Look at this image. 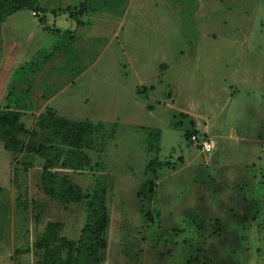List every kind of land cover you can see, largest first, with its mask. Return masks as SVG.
I'll list each match as a JSON object with an SVG mask.
<instances>
[{
  "label": "rangeland",
  "instance_id": "obj_1",
  "mask_svg": "<svg viewBox=\"0 0 264 264\" xmlns=\"http://www.w3.org/2000/svg\"><path fill=\"white\" fill-rule=\"evenodd\" d=\"M37 3V16L0 24V108L18 109L29 132L18 152L0 141V264H39L49 221L76 241L98 184L96 264H264V0ZM47 107L105 125L84 149L89 165L54 168L80 201L42 189L34 148L48 145L37 123ZM191 128L211 139L209 154L184 137Z\"/></svg>",
  "mask_w": 264,
  "mask_h": 264
},
{
  "label": "trees",
  "instance_id": "obj_2",
  "mask_svg": "<svg viewBox=\"0 0 264 264\" xmlns=\"http://www.w3.org/2000/svg\"><path fill=\"white\" fill-rule=\"evenodd\" d=\"M22 9H29L35 16L43 10L37 0H0V24L9 15ZM38 17L41 22L42 16ZM27 94L28 90L22 95ZM20 117L21 113L18 109L9 106L0 108V141L8 151H21L24 138L29 134L21 125ZM37 123L40 132L45 134L44 140L48 142L47 146L34 148L45 158L41 174L43 191L62 203L80 201L83 197L82 188L67 177L60 178L54 168L75 169L89 165L90 157L84 149L95 147L99 138L103 136L101 132L105 129V125L102 122L94 124L89 120L66 119L49 107L38 115ZM30 134L35 136L36 131L32 130ZM192 135H196L198 139L206 137V134H200L193 128L184 132L187 140L191 141ZM159 136L160 130L149 134L148 143L155 139L158 145ZM156 165L161 164L158 162ZM148 184L151 191L153 182L150 181ZM145 186L146 184L143 189ZM105 193L104 184L96 185V190L87 200L86 222L76 241L60 236L62 222L46 223L40 238L34 242L35 249L43 251L42 261L39 264H96L104 260L107 220Z\"/></svg>",
  "mask_w": 264,
  "mask_h": 264
},
{
  "label": "built area",
  "instance_id": "obj_3",
  "mask_svg": "<svg viewBox=\"0 0 264 264\" xmlns=\"http://www.w3.org/2000/svg\"><path fill=\"white\" fill-rule=\"evenodd\" d=\"M191 141L195 146H199L205 154H209L214 147L213 142L209 138L198 139L196 135H192Z\"/></svg>",
  "mask_w": 264,
  "mask_h": 264
},
{
  "label": "crops",
  "instance_id": "obj_4",
  "mask_svg": "<svg viewBox=\"0 0 264 264\" xmlns=\"http://www.w3.org/2000/svg\"><path fill=\"white\" fill-rule=\"evenodd\" d=\"M208 133V132H207ZM211 138V137H210Z\"/></svg>",
  "mask_w": 264,
  "mask_h": 264
}]
</instances>
